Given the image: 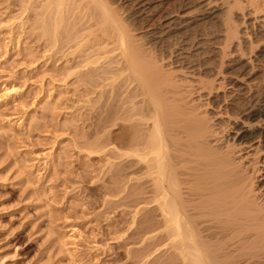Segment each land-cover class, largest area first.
I'll list each match as a JSON object with an SVG mask.
<instances>
[{"label":"bare ground","instance_id":"bare-ground-1","mask_svg":"<svg viewBox=\"0 0 264 264\" xmlns=\"http://www.w3.org/2000/svg\"><path fill=\"white\" fill-rule=\"evenodd\" d=\"M7 2L118 81L119 180L146 171L170 259L264 264V0Z\"/></svg>","mask_w":264,"mask_h":264},{"label":"rangeland","instance_id":"rangeland-1","mask_svg":"<svg viewBox=\"0 0 264 264\" xmlns=\"http://www.w3.org/2000/svg\"><path fill=\"white\" fill-rule=\"evenodd\" d=\"M21 13L0 0V264H173L146 171L119 180L118 81Z\"/></svg>","mask_w":264,"mask_h":264}]
</instances>
